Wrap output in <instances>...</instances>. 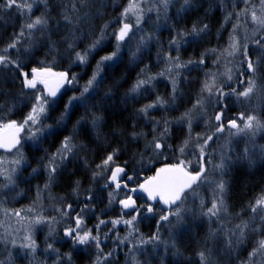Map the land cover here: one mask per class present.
I'll list each match as a JSON object with an SVG mask.
<instances>
[{
  "label": "trees",
  "instance_id": "16d2710c",
  "mask_svg": "<svg viewBox=\"0 0 264 264\" xmlns=\"http://www.w3.org/2000/svg\"><path fill=\"white\" fill-rule=\"evenodd\" d=\"M128 1L88 0V3L84 6L77 4V7L80 8L79 14L81 16L84 13L92 16L91 27L95 28L96 31L93 35L88 36L87 39L77 41L75 51H83L92 39L99 36L98 29L102 27L103 23L111 21L105 39L90 54L86 64L76 61L75 51L67 50V45L61 42L60 35L52 34V32L49 33V36L52 41L57 42L53 50H50L52 45L48 42V38L41 37L38 34H34L30 38L26 33L21 38V44L18 45L20 49L19 59L23 61L24 72L29 73L32 68H50L52 72H66L69 79L73 76L76 77L59 99L53 101L47 98L50 104L47 106L45 115L40 118V123L36 126V130L43 129L46 132L45 134L39 133L37 135L40 139H38L39 147L36 148V154L41 161H32V157L27 155L29 153L27 148L23 149L26 154L28 168L23 169L20 176L21 183L19 182L25 196L30 194L31 191L33 194V187L37 189L44 186L43 184H49L48 179H44L45 174L43 171L48 172L45 165L48 164L49 159L60 148L64 138L73 136L74 131L73 142L76 144L83 143L87 146L86 150H73L72 155H75L76 159H72L70 155L69 160L61 162L57 158L59 167L55 174V180L49 185H52L53 189L50 187L52 191L58 193V199L64 193L66 194V199H68L66 206L70 203L74 212L85 206V204L90 206L89 209H86V211L88 210V215L86 213L80 214L82 215L83 227L85 229L93 228L92 231L100 235V249L103 250V254L98 251L97 253L93 252L88 245L85 247L74 246L73 243L70 244L66 240L62 243L56 240L52 244V248L58 251L59 256L64 257L62 259L63 262L61 261L62 263L58 264H96L98 256H100L101 264H126L129 261L125 257L126 254L115 256L116 251H118V254L124 252L125 243H122L121 246L118 241L117 244L119 246H116L117 244L112 245L114 241L113 234L119 231V236L124 237L127 231L115 230L110 223L106 224L107 227L103 228V231L96 227L100 220L111 221L120 218L122 214L118 203L109 204L107 193L111 188H104L110 172L104 171L102 175L97 176L93 180V172L102 171L97 169L96 165L101 164L106 155L111 153L113 149H119V152L114 156L115 164L111 167L114 168L116 165L124 167L126 174L133 177L132 187H138L148 178L155 176L159 169L178 165L180 161H183V165H186L193 174H196L201 165H203L205 168L203 178L205 180L208 177L209 179L213 178L211 163L214 160L215 150L220 147L221 142L224 143V146L230 143L227 142L229 139L226 140L229 128L225 126L223 132H217L214 116L223 108L226 114L224 123L227 125L228 121L234 118L235 104L239 101L234 98L236 95H230L226 98L219 96L218 89L227 92L231 85L218 78L221 75L217 72L220 65L218 60L222 57L226 59L229 56L225 46L236 23H240L242 28L238 32L236 31L240 40V49L236 55L237 60L236 62L234 61L235 65L239 58L244 56L245 46L247 47L248 56L253 59L258 58L263 50L261 45H264V43L259 45L257 41L262 37L264 38V25L262 29H259L257 38L252 41L249 35L253 32V29H251L253 25L250 20H247L248 17H240L245 11L240 12L241 6L235 0H192L191 5L187 8L182 5L181 0H175L166 14L164 24L150 37L149 42H144L143 38V43H141L142 35H140V30L134 27V35L132 33L126 41L120 42L121 46L117 57L113 61L105 62L100 77H98V81L102 79L98 90H90L81 100L72 101V105L67 108V115L63 121H60V116L65 112L68 101L73 96L79 97L81 92H83L87 81L91 78L93 72L96 71V64L100 58L110 55L116 50L117 40L112 35V32L118 31L119 27L122 26L118 20L122 10L128 6ZM29 2L31 3L32 0H29ZM62 2L69 9L71 8L69 0H62ZM101 2H106L107 6L101 7ZM43 8L42 4L34 5L31 13L25 11L24 14H20L17 9L0 11V47L4 46L14 33H18L20 27L30 17L35 18V16L41 15ZM97 10L102 13L103 18L95 15ZM48 11L51 16L58 17L59 13L63 12L64 9L59 6L58 0H49ZM144 15V19L139 24L141 29L146 28L148 21L146 17H149L147 13ZM150 15L152 14L150 13ZM127 22L133 25L136 24V21L132 19ZM194 24L199 26L207 24L208 29L201 33L195 43H184L181 41L177 52L176 48L170 46V40L173 38L180 39L177 34L190 31ZM51 27L54 30L56 26L51 24ZM79 27L85 29L88 26L79 25ZM80 34V32L75 33L77 36ZM64 35H67V32ZM187 39L191 40L192 38L187 37ZM137 40H139V43ZM134 41L138 43L139 49H133ZM26 48L29 49L28 52H24ZM10 54L14 58L17 56L15 50H11ZM201 54H204V63L189 65L188 68L176 69L167 59L169 56L175 57L178 55L181 63L188 61L190 58L198 61L201 58ZM215 63L216 65L219 63V65L214 66ZM232 65L235 66L234 63ZM170 67H172V72L167 71ZM238 69L243 71L244 66H239ZM142 70L144 71L142 72ZM160 73H164V75H160ZM148 77H153L154 79L151 80L150 84L142 87L138 93L129 91L138 79H147ZM254 78H258L257 83L261 87L259 115L264 120V73L258 72ZM173 79L177 82L175 93H173ZM207 79L210 83L209 86L213 89L212 95L207 91H202ZM236 81L235 79L233 83H236ZM109 90H111L110 95L105 96V93L109 92ZM22 91L26 95L21 96ZM36 95L46 96L42 87L36 90H22L20 77L17 76L14 69H0V105L4 106L3 109H0V131L4 129V124L13 120L18 124L22 122L31 111L35 103L34 96ZM173 95H175L174 101L172 99ZM157 97L167 100L168 104L164 107L149 109L147 117L138 113V109L153 103ZM198 101L201 103L198 104ZM239 103L241 102L239 101ZM202 105L205 107L201 108L200 106ZM224 105H227V107H223ZM240 106L244 109L246 107L244 104ZM9 108L11 111H6ZM185 113L189 116L187 119ZM94 117H100L95 127L92 123ZM191 117L193 125H190ZM164 120L169 122V134L163 140L168 146L163 150L154 151L149 146V142L154 134L162 131ZM78 121L80 122L79 124L77 123ZM155 121H161V124L155 125ZM196 121L198 122L196 123ZM153 128H155V133ZM34 130L35 128L30 125L25 126L24 137ZM134 130L143 133V135L133 139L131 133ZM191 135L198 136V141L187 143V155L189 157L194 155V160L188 166L186 164V154L182 153L180 148L188 138H191ZM208 136H212V140L206 147L207 156L203 159L199 156L198 149L205 143V139ZM234 144L235 146L231 147L238 154L240 145L238 143ZM262 147L264 151V141ZM232 151L228 152L231 160L234 157ZM0 154L4 155L5 153L0 152ZM35 159L37 160L36 156ZM234 163L238 164V166L235 168L230 166L224 176L229 185L225 198L227 204L225 221L227 225L224 223L223 218V222L217 220H220V215L217 219L213 218L209 224L211 225V233L208 231V222L205 220L184 222L181 230L175 235V248L171 250V253L165 254V256H161L159 252L154 256L152 254L151 258L153 259L148 258L149 262L143 259L146 254L145 256L140 254L139 258L142 264H198V253L201 251H204L206 256L208 252H212L216 257L218 255L219 258L221 257L220 254L224 255V251L221 250L219 244H216L217 241L212 233H221V230L229 233L226 229L232 230V226H236L242 221H247L252 215L249 210L250 203L264 195V157L257 159L256 163L250 167L241 165L239 160L234 159ZM32 164L39 166L36 168L39 170L42 169L41 165H43L41 172L36 171L34 173L33 182L27 178L30 171L35 169L31 167ZM40 178L41 180L38 181ZM77 180L80 182V187L74 193L73 187ZM196 189L203 195L209 208L212 205L210 202H213L215 196L212 186L203 181ZM125 193H127L125 189L120 190V195L117 196V199L119 200ZM89 196H92L93 199L89 200ZM138 198L140 201L143 200L145 202L143 197L138 196ZM154 209L157 211L152 214L155 218H153L154 221H149L150 227L146 226L145 221L142 219L138 220L133 234L147 233L151 227L158 225L159 216L165 214V211H163L162 207H155ZM74 212L68 218L70 226H74L72 219ZM124 217L130 218L127 215ZM108 230H111L110 233ZM59 231L54 232L53 236L58 235ZM245 232L242 238L239 237L237 232V237L241 239L237 242L240 247V258H244L246 256L245 253L250 252L251 248L255 249L254 247L258 246L257 236L264 235V230L257 232H248L246 230ZM44 234V229L38 232V236H43ZM105 234H108L107 238H105ZM135 239L137 237L133 241ZM44 241H39V252L35 258L40 261H43L47 254V244ZM138 250L134 249V258H138L136 256L138 254L136 251ZM109 252L112 255L104 259ZM128 253L129 255L131 254L129 251ZM0 257L3 256L0 254ZM68 257H70V260ZM156 259H159V261ZM228 259V262L225 261L223 264H235L233 257ZM21 261V259L13 257L11 264H25V262Z\"/></svg>",
  "mask_w": 264,
  "mask_h": 264
},
{
  "label": "snow or ice",
  "instance_id": "6c2138e0",
  "mask_svg": "<svg viewBox=\"0 0 264 264\" xmlns=\"http://www.w3.org/2000/svg\"><path fill=\"white\" fill-rule=\"evenodd\" d=\"M110 2H114V0H110ZM159 3H162L165 10L167 9V5L170 0H158ZM245 3H248L249 0H244ZM59 6L64 9L63 12L59 13L58 17H53L50 15L48 8H49V0H32L30 3L29 0H0V11H7L10 9H17L20 14H24L26 11L27 13L32 12V8L34 5L42 4L44 6L41 15L35 16V18H29L21 27L18 33H14L10 38L9 41L2 47H0V69H14L18 77H20L21 88L23 89H35L37 83H42L47 89L46 96H34L35 103L33 104L31 111L27 114L22 122L19 124L13 120L10 123L4 124L3 127L5 129L11 130V134L9 136L4 137L0 140V147L4 148H12L15 147L16 144L19 143V140L16 138L17 134L24 130L25 126L29 125H36L40 123V118L43 114L47 111V106L50 104V101L47 99V96L55 97L59 88L63 85L65 81L71 84L76 77L73 76L71 79L68 78V74L66 72H52L50 68H32L31 74L28 72L23 71V61L19 59L20 56V49L18 45L21 44V38L27 35L31 38L34 34H38L41 37H47L48 42L51 43L52 49L56 47V41H52L49 33L52 34H59L61 38V42L67 45V50L75 51L77 41L87 39L88 36L93 35L96 31L95 28L91 27V19L88 13H84L81 16L80 8L77 7V4L82 6L88 3V0H69L71 4V8L69 9L62 0H58ZM184 7L187 8L191 5L192 0H183ZM261 5V13H264V0H259ZM106 2H101V7H106ZM148 11H153L152 8H149ZM144 9L141 7V4L137 2V0H129L128 6L123 9L120 13V19L118 20L119 23L122 24L119 27L118 31H113L112 35L115 36L117 40L116 50L113 51L110 55H105L100 58V60L96 64V71L93 72L91 78L87 81V84L83 88V92H81L80 96H73L69 101L68 105H66L65 112L61 114L60 121H63L65 116L67 115V108L72 105V101L74 100H81L85 96L86 93H89L90 90L96 91L99 88V83H102V79L98 81V77H100L101 71L105 65V62L113 61L115 57H117L119 50H120V42L125 41V38L129 36V33L132 32L133 28L135 27L139 30V24L142 19V14ZM135 15L136 16V24L133 25L130 22H127L129 16ZM96 16L103 18L102 13L97 10L95 13ZM251 18L253 21L258 22L261 25H264V15H258L255 10L251 11ZM54 24L56 27L53 30L51 24ZM109 22L103 23L102 27L98 29L99 36L92 39L87 46L83 49V51H75L76 61L81 64H86L88 62V57L90 54L97 49L101 42L105 39V35L107 30L110 27ZM79 25H86L85 29H81ZM208 29V25L204 24L202 26L194 24L190 31L188 32H181L177 35L180 39H171L170 46L176 48L177 52L179 51V46L181 41L184 43H195L196 39L200 37L201 33H204ZM67 32V35L64 33ZM76 32H80L79 36L75 35ZM134 35V33H133ZM187 37H191V40H188ZM141 43H143V38H141ZM260 42L257 41V44ZM233 49L235 50L236 45L233 44ZM264 47V45H261ZM11 50H15L17 56L14 58L10 52ZM29 49H24V52H28ZM214 51V50H212ZM231 54V53H230ZM135 55V53H133ZM244 60L242 63L245 65L243 72H250L255 76L256 73L261 72L264 73V53L253 59L248 56L247 47L245 46L244 49ZM170 63H172L173 67L176 69L179 68H188L189 65H198L204 63V54H201L200 60H195L190 58L188 61L181 63L180 57L177 55L175 57L169 56L167 58ZM144 70H142L143 72ZM168 72H172V67L167 69ZM160 75H164V73H160ZM55 78V86H50V79ZM154 79L153 77H148L147 79H138L136 83L132 86L129 90L131 93H138L139 90L147 84L151 83V80ZM228 79L231 80L232 76L229 75ZM243 83V81H241ZM176 80L173 79V93L176 92ZM256 85L254 79H250L248 81V86L240 92H236L235 89H232L230 92L225 93L222 89H218L219 96H230L235 94L237 98L245 97L248 98L250 94L253 93V89ZM202 91H207L210 95L213 94L212 87L206 82ZM111 90L105 93V96L110 95ZM26 95L23 91L21 92V96ZM173 101L175 100V95L172 97ZM219 102V101H218ZM198 104L201 103L200 101L197 102ZM168 104L167 100H164L161 97H157L153 103L147 104L140 109H138V113L147 117L149 114V109H154L158 107H164ZM3 105H0V109H3ZM223 107H227L224 105ZM6 111H11V109H6ZM188 114L185 113V116ZM225 112L223 108L214 116L215 121H217L216 131L223 132L225 130V126L228 128H235L240 132H243L245 129H252L255 127H264V124L256 118L254 115L245 116L241 114L239 119L244 122L243 128L237 123L235 119L229 120L227 125H225ZM83 119V118H82ZM100 117H94L92 120L93 126L97 125ZM59 122V121H58ZM80 123L79 121L77 122ZM161 121H155V125H160ZM169 122L167 120L163 121V129L157 134L153 135L152 140L149 142V146L155 150H163L166 145L163 142L164 138L169 134ZM37 132H42L43 129H37ZM153 132L155 133V128H153ZM75 135V131L73 136L65 137L64 140L61 142V146L57 149V152L49 159L48 164L45 166L48 171V181L49 183L55 180V174L59 167L57 163V158L61 162L65 160H69L70 155L72 159H76L75 155L73 154L74 149L86 150L87 146L83 143L76 144L73 142V137ZM143 135L141 132H136L135 130L131 133L133 139L138 138L139 136ZM32 136L35 137L36 133H32ZM99 138V137H97ZM212 136H208L205 139V144L208 140H211ZM185 146H187V141H185ZM180 151L183 153L184 147L180 148ZM119 152V149H113L111 153L106 155L103 159L101 164L96 165L97 169L102 171H94L93 172V180L96 179L97 176L103 174L104 171H108L111 173L110 180L104 184L105 189H110L112 185L114 188L108 191L107 195L109 197V204L118 203L122 206V214L120 218L114 219L111 221L100 220L99 224L96 226L99 229L100 225H106L111 223L112 228L114 229L117 225L123 223L132 227H135V222L138 216H144V213L148 214H155L154 207L151 204L148 205H140L138 206L136 203V199L133 198L132 195L125 193V198L117 199V196L120 195V190L128 189L129 193H136L138 191L137 188L129 189L128 182L133 180L132 176H129L125 172V168L119 165H116L114 168L111 167L115 164L114 156ZM200 154L201 157L204 155V146H200ZM16 163H19L17 161ZM184 162L180 161L178 165H173L169 168H161L157 171L156 175L153 177L148 178L144 183L139 185V190L147 193V199L153 202H161L163 205L167 206L168 209H171L172 205H175L177 201L181 200L182 193H184L185 189L191 188L192 184L199 180L205 168L201 165L200 169L193 175L190 172L185 171L183 167ZM216 169L220 172V179L215 183V196L213 199V203L210 208H208L207 213L209 217H219L221 213H227V204L225 202L226 194L228 191V181L224 179L226 175V170L228 168V163L225 160H221L219 164H217ZM37 169H33L35 173ZM11 180V177H9ZM48 187V184L45 185ZM80 187V182L77 180L74 183L73 192H77ZM89 200L93 199L92 196L88 197ZM68 208L71 209V205H68ZM90 206L85 204L84 208L81 209V213H83L86 209H89ZM141 209H144L142 212ZM249 210L251 212V216L247 221H242L240 224H237L235 228L239 230V237H243L245 231L248 232H257L264 230V195L255 199L254 202L250 203ZM67 215L68 213H63ZM127 215L130 216L131 219L125 220L123 217ZM170 216H176L178 219L176 221V225L178 226L181 223L180 219V211L177 207L174 211H169L168 214H161L159 216L160 221H169ZM145 218H148L145 216ZM159 224L157 228V234L152 235L148 240L141 241L142 243H151L153 241L159 240ZM131 234V233H130ZM215 235V233H212ZM237 233L235 231L232 232V236L236 237ZM64 236L68 237L75 245H94L97 249H100L101 244V237L99 234L93 235L92 230L85 229L82 227V220L80 215L75 217L74 226H69L68 229L64 232ZM105 238H107V234H105ZM30 239V238H29ZM119 239V237H117ZM128 237H124L123 240H120L121 243L124 240H127ZM231 240L229 244H231ZM24 247H32L35 248V242L33 241L31 244L24 245ZM49 249H52V245H48ZM55 251V249H53ZM264 251V239H261L258 243V248L254 251L253 255L256 252ZM101 254H103V250L100 249ZM112 253L109 252L104 259H107L108 256H111ZM198 257L200 260V264H205L207 257L204 251L198 253ZM70 260V257H68ZM96 264H101L100 256L97 257Z\"/></svg>",
  "mask_w": 264,
  "mask_h": 264
},
{
  "label": "rangeland",
  "instance_id": "374dc122",
  "mask_svg": "<svg viewBox=\"0 0 264 264\" xmlns=\"http://www.w3.org/2000/svg\"><path fill=\"white\" fill-rule=\"evenodd\" d=\"M174 1L175 0H170V2L167 5V9L165 10L163 4L159 3L158 0H137V2L140 3L141 7L144 9V12L142 14V19H144L145 17L144 14L146 13L148 14L147 16L150 17V18L146 17V19L148 20L146 28L144 29L139 28L140 35H142V38H144L145 40L144 42H147V41L149 42L151 39L150 37L155 34L156 30H158V28L162 24H164L166 20V14L169 12ZM235 1L237 4L241 6L240 12L242 13L245 11L243 13L244 16L242 14L240 17L241 18L248 17L247 20H250L253 25V27L251 28L253 29V32L250 33L249 35L250 39L253 41L254 39L257 38L259 34V29H262L263 27V25L259 24L256 21H253L251 18L252 10H255L258 15H264V13H261V5L259 3V0H249L248 3H245L244 0H235ZM181 2L183 3V0H181ZM128 3L129 1L127 2V4ZM182 5H184V3ZM149 8H152L153 11L149 12L148 11ZM150 13L152 15H150ZM131 19L136 21V16L130 14L128 20H131ZM241 28L242 27L240 23L239 24L236 23L235 28L232 29V34L230 38L228 39V43L225 46V48H227L229 56L226 59L224 57L220 58L218 60V62L220 61L219 62L220 65L219 63H217V65L215 63L214 66L219 65L218 66L219 70L217 72L220 73L221 75H219L218 78L223 80V82L229 83L231 85L228 91H231L232 89H235L236 92H239V90L243 91L248 86V81L250 79H254L256 82V85L253 89V93L250 94L248 98H245V97L237 98V96H234L235 94L231 95V96H234V98H237L236 100H239L241 102L239 103V101H237V104H235L236 109H235L233 119H235L237 123L240 125V127L243 128L244 122L239 119L241 114H246L245 116L254 115L261 122V124H264V120L261 119L262 117H260L259 115V109H260L259 102L261 101L260 100L261 98L260 88L261 87L257 83L258 78L257 79L254 78L253 74L250 72H244V74L241 75L243 71H240L238 67L239 66L245 67V65L242 63V61L245 58L244 56L240 57L239 61H237L236 65H238V67H236L235 65V62L237 60L236 55L237 53H239V49H240V46H239L240 40H239L238 34L236 33ZM134 31H135V28H133L132 32L129 33V36L125 38V41L131 36L132 33H135ZM137 41L139 43V40ZM263 41H264L263 37L259 39V42L261 44L264 43ZM138 43H136V41L133 42L134 50L139 49ZM260 43L259 45H261ZM233 44L236 45L235 50L232 47ZM261 53H264V47ZM233 63L235 66L232 65ZM29 74H31V72H29ZM229 75L232 76L231 80L228 79ZM235 79L237 81L236 83H233ZM241 81H243V83ZM207 82L208 84H210L208 79H207ZM71 84L67 83L66 81L65 84L59 88V91L57 92L56 97L53 98L51 96H47V98H50L53 101L56 99H59L66 92V89L71 86ZM41 87H42L43 93L46 95L47 89H45L44 85L39 82L37 83V86L35 89H30V90H36L38 88L40 89ZM228 91L227 92L224 91V92L228 93ZM224 97L226 98L229 96H224ZM241 104H244L246 106L245 109L240 106ZM200 107L203 108L205 106L202 105ZM44 115L45 114H43L41 118ZM188 117L189 116L187 115L186 119ZM197 122L198 121H196V123ZM217 123L218 122L215 121L214 119V124L217 125ZM190 125H193L192 117H191ZM30 126L35 128V130L31 131L28 134V136H25V137H24L25 135L24 133V135L21 137V145L16 151L12 153H8V154L5 153L4 155L0 154V254L3 256V257H0V264H11L13 257L21 259L22 260L21 262H25V264H34V263L35 264H38V263L39 264H48V263L58 264L62 261L64 257L59 256L58 251L50 252V251H53V248L49 249L48 245L54 244L56 240H58L61 243L65 240L66 241L69 240L70 242H72L68 237L64 236V232L70 226V224H68V221H69L68 218L70 217L69 215L72 214V212H74V209H72L73 206H71V209H69L68 206H66V201H68V199H66V194L64 193V195L60 196V198L58 199L59 195L58 193L50 189V187H52V185L51 186L49 185L50 183L49 184L47 183L49 185L48 187H45L46 184H43L44 186L42 187H40L39 185L40 188H37V189L36 187H33L32 188V190H34L33 194L31 191V193L26 196L23 193L24 190L21 188V185H20L21 177L20 176L22 175L23 169L28 168V164L26 161L27 158L25 156L26 154L23 149L27 148V150L29 151L27 155L32 157V161H35V162L41 161L39 159L40 157H38L36 154V148L39 147L38 139H40L37 137V135L39 133L40 134L46 133L44 131L37 132L36 131L37 124L30 125ZM263 128L264 127L254 126L252 129H245L243 132H240L235 128H229L227 131L228 136L226 140L229 139L230 141L228 140L227 142H230V143H227V146H224V143L221 142L220 147L216 148L215 150L216 151L215 156H213L214 160L211 163L213 178L209 179L208 177L205 180L202 175V177L196 182L194 186H192L189 190L185 191L182 194L181 200L178 202L176 206L171 207V209L169 210L167 209L163 210L165 211V214H168L169 211H174L178 207L180 211L181 223L178 226L176 225V221L178 219L176 216H170L169 221H162V222L159 221L157 223L159 224V232H158L159 240L153 241L151 243H142L141 241H146L152 235L157 234L158 225L153 226L156 228L151 227V229L152 228L153 229L152 230L150 229L149 232L147 233L136 235V234H133L135 227L121 223L115 227V230L117 229L124 230V231L126 230L127 232L126 233L124 232L125 233L124 237L127 236L128 239L124 240L123 242L125 243L124 252L123 253L120 252L118 254V251H116L115 256L120 255V254H126L125 257H127L129 260L127 261L128 263L126 262V264H142L141 263L142 261L139 258L140 254L141 256H145L146 254V256L143 257V259H146L147 262L150 261L148 258H151L152 254L154 256L158 254L159 252V254L161 253V256L162 255L165 256V254L171 253V250L175 248V235L181 230L182 223L187 222L189 220H205L206 222H208V229H209L208 231H210L211 233V225L209 224L212 222L213 218L217 219L218 217H209L208 215H205V213H207L209 205L207 206V202L205 198L196 188L199 187L201 182L203 183L204 181V183L209 184V186H212L213 191H214L215 183L220 179V172L218 169H216L215 166L219 164L222 159L228 163V168H230V166H233L235 168L236 166H238V164H236L237 162L234 163V159L237 161L239 160V163L241 162L240 163L241 165L250 167L256 163L257 159H261L262 157H264V151L262 149L263 148L262 143L264 141V138H263L264 129ZM34 132L36 133L35 137L32 136V133ZM47 132L49 131L47 130ZM211 140H208L206 144L205 143L203 144L204 146V155L202 157L203 159H205L207 156L206 147L209 145ZM186 141L187 143L196 142L198 141V136L191 135V138H188V140ZM234 143L236 144L238 143L240 145V151H238L239 155L237 154V151L235 152V149L232 148L233 145L235 146ZM182 147H184L183 153L186 154V159H187L186 164L189 166L192 160H194V155H191L192 157H189V155H187L188 154L186 153L187 146H185V143ZM237 147L239 148V146ZM229 151H232V153H234V157L232 160L230 159V156H229L230 154L228 153ZM198 152H199V156H201L200 149H198ZM40 154H43V153H40ZM35 156L37 160L35 159ZM42 156H45V155L43 154ZM17 161H19V163H16ZM31 167L36 169L39 166H37L36 164L35 165L32 164ZM41 167L42 169L41 170L37 169V172L38 171L41 172L43 170V165H41ZM169 167L170 166L166 168H169ZM183 167L185 171L190 172L189 168L186 165H183ZM43 173L45 174L44 179H48V174H47L48 172L46 173V171L44 170ZM33 176H34V172L33 170H31L29 173V177L27 178L30 179ZM9 177H11V180L9 179ZM110 177H111V173L109 174L107 182L110 180ZM17 188H19V190H17ZM111 188H114V185H112ZM214 194H215V191H214ZM123 198H125V195H122L120 199H123ZM136 203L138 204V206L148 205V203L146 201L144 202L143 200L142 201L139 200V203L138 201ZM212 203L213 202L211 201L210 204ZM67 205H70V203ZM118 205L120 206L122 210L121 205L120 204ZM152 206L155 207L154 205ZM83 208L84 206L80 207L76 212H74V217H72L73 224L75 223V217L77 215L82 214L81 209ZM87 211L85 210L83 213L84 214L86 213L88 215ZM141 211L143 212L144 209H141ZM65 212H67L68 214L64 215L63 213ZM225 215L226 213H221L220 220L219 219L217 220L223 222L222 220L223 218L224 223L227 225L225 221ZM81 216L82 215H80V218H82ZM145 216H147L148 218H145ZM123 218L125 220L131 219V217L130 218L123 217ZM153 218H155L154 215L144 213V216L137 217L135 226L138 220L142 219L143 221H145L146 226L150 227L149 221H152ZM82 227H83V222H82ZM105 227H107V225H100L99 229H102L103 231V228ZM43 229L45 230V234L43 236L41 235L38 236V232L42 231ZM226 230L229 233H226L223 230H221V233L217 232L215 235H213L215 240L217 241L216 244H219L221 246V250L224 251L223 252L224 255L222 256V254H220L221 255L220 258L217 255L218 257L217 258L215 254L213 255L212 252H208L206 256L207 260L205 261V264H223L225 261L228 262L229 260L228 258H232V257L234 258L235 264H264V251L256 252L255 255H253L254 251L258 248V246L254 247L255 249L251 248L250 252L245 253L246 256L244 258H240L239 257L240 247L237 244V242L241 240L240 239L241 237L238 238L237 235L236 237L232 236L233 231H235L236 233L237 232L239 233V230H237L235 226H232V230L230 229H226ZM56 231H59L58 235L53 236L54 232ZM108 231L110 233L111 230H108ZM117 233H116L117 235L113 234L114 241L112 245L113 244L116 245L119 241V245L122 246V243L120 242V240H123L124 237L121 236L122 237L121 239V237L119 236L120 232L117 231ZM92 234L97 235L98 233L96 234V232L92 231ZM117 237H119V239H117ZM136 237L137 239L133 241V239ZM257 238H258L257 243H259L261 239H264V235L257 236ZM42 240L43 241L45 240L44 243L47 244V254L44 257V260L40 261L39 259L37 260L35 258H36V254L39 252V241H42ZM230 240L232 241L231 244H229ZM33 241L35 242V248L24 247V245L31 244ZM126 242H129V243L126 244ZM119 245L117 244L116 246H119ZM85 246H87V244ZM88 246H90V249L93 250V252H96V253L97 251L100 252V249H97L94 245H88ZM134 249H139L138 251H136L138 253L136 255L138 258H134L133 256ZM121 250H123V248H121ZM128 251L131 253L130 255ZM156 260L159 261V259H156ZM198 264H200V260Z\"/></svg>",
  "mask_w": 264,
  "mask_h": 264
},
{
  "label": "water",
  "instance_id": "95a60500",
  "mask_svg": "<svg viewBox=\"0 0 264 264\" xmlns=\"http://www.w3.org/2000/svg\"><path fill=\"white\" fill-rule=\"evenodd\" d=\"M50 79V86H52V87H54L55 86V78H49ZM66 82V81H65ZM65 82L63 83V85L65 84ZM57 96V95H56ZM55 96V97H56ZM54 98V97H53ZM24 133H25V130H22L21 132H19L18 134H17V139L19 140V143L18 144H16L15 145V147H12V148H10V149H8V148H4V147H0V152L2 151V152H5V153H12V152H14V151H16L19 147H20V145H21V137L24 135ZM11 134V130H8V129H3V130H1L0 131V140H2L4 137H6V136H9ZM195 175V174H194ZM198 181V180H197ZM196 181V182H197ZM196 182L195 183H193L192 184V186H194L195 184H196ZM190 188H188V189H185V191H187V190H189ZM184 191V192H185ZM183 194V193H182ZM149 201V203L150 204H152V205H154V202L153 201H150V200H148ZM178 202L179 201H177V203L175 204V205H172L171 207H174V206H176L177 204H178ZM122 207V206H121ZM164 208L165 209H167V210H169L168 208H167V206H165L164 205Z\"/></svg>",
  "mask_w": 264,
  "mask_h": 264
},
{
  "label": "flooded vegetation",
  "instance_id": "af4514ba",
  "mask_svg": "<svg viewBox=\"0 0 264 264\" xmlns=\"http://www.w3.org/2000/svg\"><path fill=\"white\" fill-rule=\"evenodd\" d=\"M23 139H24V137H23ZM2 152V151H1ZM5 153V152H4ZM145 182V181H144ZM128 184H129V189H131V188H137L138 189V191L136 192V193H129L128 192V189H125L126 191H127V193L128 194H131L132 196H133V198L134 199H136V202L138 201V203H139V198H138V196L139 197H143L144 198V200L148 203V204H150L149 203V201H148V199L146 200V198H147V193H144V192H142V191H140L139 190V186L138 187H132V181L131 182H128ZM138 205V204H137ZM154 206L155 207H162L163 209H165L164 208V205L161 203V202H159V201H157V202H154ZM154 207V208H155ZM68 242H70L69 240H68ZM70 244H72V242H70ZM82 247H84L85 245H81Z\"/></svg>",
  "mask_w": 264,
  "mask_h": 264
},
{
  "label": "bare ground",
  "instance_id": "6f19581e",
  "mask_svg": "<svg viewBox=\"0 0 264 264\" xmlns=\"http://www.w3.org/2000/svg\"><path fill=\"white\" fill-rule=\"evenodd\" d=\"M28 180H31L32 182L34 181V177L33 178H30V179H28ZM41 180V178L38 180V181H40ZM32 186V185H31ZM33 187V186H32Z\"/></svg>",
  "mask_w": 264,
  "mask_h": 264
}]
</instances>
